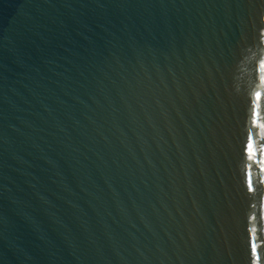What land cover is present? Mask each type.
<instances>
[{
	"label": "water",
	"instance_id": "water-1",
	"mask_svg": "<svg viewBox=\"0 0 264 264\" xmlns=\"http://www.w3.org/2000/svg\"><path fill=\"white\" fill-rule=\"evenodd\" d=\"M0 264H264V0H0Z\"/></svg>",
	"mask_w": 264,
	"mask_h": 264
},
{
	"label": "snow or ice",
	"instance_id": "snow-or-ice-1",
	"mask_svg": "<svg viewBox=\"0 0 264 264\" xmlns=\"http://www.w3.org/2000/svg\"><path fill=\"white\" fill-rule=\"evenodd\" d=\"M251 147V145H249Z\"/></svg>",
	"mask_w": 264,
	"mask_h": 264
}]
</instances>
